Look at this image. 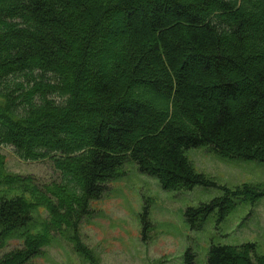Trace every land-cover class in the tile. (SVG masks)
I'll return each instance as SVG.
<instances>
[{
    "label": "trees",
    "instance_id": "16d2710c",
    "mask_svg": "<svg viewBox=\"0 0 264 264\" xmlns=\"http://www.w3.org/2000/svg\"><path fill=\"white\" fill-rule=\"evenodd\" d=\"M0 144L60 173L38 184L0 152V248L22 241L0 264H36L56 234L98 264L79 226L127 163L174 190L213 184L191 147L264 162V0H0ZM222 188L186 209L190 224L264 195ZM206 264L264 254L254 242L211 245Z\"/></svg>",
    "mask_w": 264,
    "mask_h": 264
},
{
    "label": "rangeland",
    "instance_id": "374dc122",
    "mask_svg": "<svg viewBox=\"0 0 264 264\" xmlns=\"http://www.w3.org/2000/svg\"><path fill=\"white\" fill-rule=\"evenodd\" d=\"M137 3L130 4L131 8L141 10ZM146 7L142 2V8ZM0 152L9 172L31 175L38 184L60 180L48 158L23 160L13 146L5 144H0ZM185 154L194 169L213 184L165 190L158 178L141 172L132 162L123 167L119 178L107 183L101 198L90 202L92 212L80 223L79 235L98 264H187V252L193 255L192 264H206L211 245L244 242H254L256 252L264 254V195L252 202L235 199L233 210L224 219L212 213L201 227L190 224L185 215L187 208L221 196L222 187L234 190L248 183L264 189V162L221 156L210 145L188 148ZM41 215L46 216L44 210ZM21 245L20 239L8 240L0 248V257ZM33 261L90 264L57 234Z\"/></svg>",
    "mask_w": 264,
    "mask_h": 264
}]
</instances>
